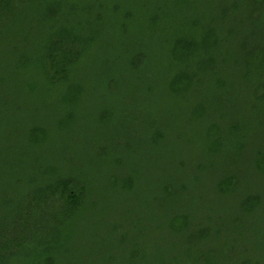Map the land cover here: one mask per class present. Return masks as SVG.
<instances>
[{
	"label": "trees",
	"instance_id": "obj_1",
	"mask_svg": "<svg viewBox=\"0 0 264 264\" xmlns=\"http://www.w3.org/2000/svg\"><path fill=\"white\" fill-rule=\"evenodd\" d=\"M212 2L215 9L196 0H0V51L7 37L12 42L0 56V106L26 143L19 148L16 132L0 140V264H21L24 247L42 238L48 228L33 218L43 207L50 208L51 251L69 243L81 224L89 170L79 166L87 160L108 177V191L121 195V208L140 187L147 191L151 226L193 243L183 263L264 264V228L255 229L264 226V30L255 26H264V0ZM252 3L244 20L251 30L235 31L232 16ZM162 36L166 46L157 44ZM231 42L240 48L247 94L235 113H208L195 88L212 72L215 92H225L218 62ZM40 98L50 99L49 126L29 116ZM88 115L99 118L97 139L89 137ZM48 127L55 152L45 160L34 154L49 141ZM154 153L166 164L144 186L143 166L148 172ZM123 221L103 225L117 237ZM208 222H216L212 230ZM245 237L253 246L238 248ZM118 244L130 249L123 235ZM128 253L131 261L141 257Z\"/></svg>",
	"mask_w": 264,
	"mask_h": 264
},
{
	"label": "rangeland",
	"instance_id": "obj_2",
	"mask_svg": "<svg viewBox=\"0 0 264 264\" xmlns=\"http://www.w3.org/2000/svg\"><path fill=\"white\" fill-rule=\"evenodd\" d=\"M212 1L213 0H196L197 4L198 2L203 4L201 6L204 9H215L217 2ZM255 7L256 4L252 3L249 9L245 7V10L247 11L245 14L241 15V11L239 10L240 12H237L232 16V26L235 31L237 30L238 32L241 31L246 33L245 30L247 32L251 30L252 27L248 26V21L246 22L244 20L247 19L249 14H251L249 10ZM209 24L210 23L208 22L206 26H209ZM255 26H257V30H264V26H262L260 21L258 22V25ZM107 37H109V40H112L111 36L108 35ZM164 38L165 37L163 36L160 37V39L157 40V44L160 46H166L167 44L165 43V45H163L164 42H162L165 40ZM6 40L7 42L5 43L4 49L0 51V56L6 55L10 50L8 47L12 45V42H10V37H7ZM108 43L111 44V42ZM248 43L250 45L252 42L250 41ZM229 44L231 46H227L225 48L228 50L227 54L223 56V60H221V62H218L221 64L225 92L222 95H218L219 93L215 92L211 84V76L213 74L212 72H208L207 76L205 74L202 75L195 88L199 93V102L204 106L208 113H235L236 107L240 106L239 99L244 94H247L245 85L243 84L245 81L244 76L246 71L244 69L243 59H241L242 55L240 48H237L238 43L231 42ZM253 48L256 47L253 46ZM14 55L16 56L17 54ZM14 55H12V57ZM2 64L3 63L0 61V66H2ZM151 72L156 79L150 80V84L154 85L157 80V72ZM95 90L97 91L96 93H98L99 85L95 86ZM49 98H47V100L42 104V98L37 100L41 105L37 110L32 108L30 109L31 112L29 113V116L31 120H35L36 118L38 119L39 117L47 126L50 125V115H53V112L50 110ZM19 101H21V99ZM85 104L93 107V103L86 102ZM26 105L27 104L24 106ZM162 107H166L165 102H162ZM183 108V106L180 107V112ZM160 111L163 110L160 108ZM184 111L185 109L183 110V113ZM10 112L11 114H15L13 111ZM84 117H87L84 118L85 122L89 125L92 124L90 127L94 129L93 134L89 137L92 139H97L99 131L97 130L98 127H96L95 123L99 121L98 116L88 115ZM15 120L16 118L14 116L7 113L6 108L3 109L0 106V140L4 141L6 140V136H9V133L12 134L16 132L19 148L23 149L24 145H26L25 141L21 138L20 133L15 129L12 130L14 127L10 126V122ZM48 128L49 141L40 149L36 150V153L34 154H38L37 156H40L45 160L50 159V152H55L54 149H50L52 146H50V127ZM111 135L112 133L109 132L106 137H110ZM247 141L248 144L249 142L251 143V140L248 139ZM27 156L28 154L25 155L24 158ZM27 159L28 161H31V158L27 157ZM226 159L227 158L225 155H221V159L219 161L224 163ZM97 164L98 163L96 162L88 163L87 160L86 163L79 166L81 171L89 170V174L87 175V181L84 184L86 189V196L82 198L84 208L80 212V218L78 219L81 224L77 222L79 225H76V231L72 235L73 238L69 241V243L67 241L61 248L53 249L51 251L52 248H50L49 243L50 219L48 217L50 208L46 209V207H43L41 209L42 212H40V215H36L33 220L36 224L35 226L48 228V230L42 233V238H38V240H32L24 247V256H21V264H46L48 261L50 262L48 257L54 260V264H185L183 263V259L186 258L185 251L190 253L194 251L195 248L193 247V243L187 239H183L182 241L173 239L172 237L165 234V231L162 230V227L159 224H157L156 228L151 226L152 220H150V217L146 220V213L148 211L144 208V200H146L145 198L147 197V191L141 189V187L139 188V196L136 197L132 194L130 195V197L134 198L135 201L132 202L129 200V208H121V206L117 204L121 200V195L108 191V187L105 185L108 183V177L104 176V174L98 175L100 168L96 166ZM165 164L166 162L163 159L161 160L160 156L154 153V155H152L150 160L147 162L148 172L146 171V165L143 166V172L146 178L142 181V184L146 186L149 184L148 182L155 180L157 178V173L155 174V172L165 167ZM62 167L63 164L60 165V169H62ZM27 170L29 172V170L31 171L32 169L29 168ZM147 173H149V176ZM25 175L29 174L23 173V176ZM6 177L7 176H4V178ZM121 177L122 175H119L115 179L119 182ZM3 186L4 185L1 183L0 187ZM123 194L126 198H129L127 193ZM91 201L99 203L95 208H91ZM103 205L108 206V208ZM201 208H203V206H201ZM52 210L54 209L52 208ZM101 210H107L106 214L100 213ZM193 210V214L197 213V215H203L201 209L198 210V212L195 208H193ZM102 217H105V219L102 220ZM213 217L215 218V214H213ZM126 219L131 220L132 224L129 225V222L126 221ZM118 220H124L122 222L123 225L120 227L119 232L117 233L118 236H110V232L107 228H104L103 222L112 224L114 221ZM208 224V229L212 230V227H215L216 222H208ZM262 228H264V226L259 225L256 226L255 229L262 230ZM122 235L130 244L129 250L132 249L133 251L134 249H137L141 254V257L138 260L131 261L128 253L129 250H124L123 247L118 244L119 236ZM250 239V237L241 239L238 248L241 249V247L245 248L249 247L248 245L250 244L252 245V240ZM217 243L220 245V243L223 242L217 241ZM211 248H217V244L213 245ZM243 252L244 250H242L240 253H236L237 257H243ZM238 261L239 264H241V260ZM238 261L234 258L232 262H229L231 264H238Z\"/></svg>",
	"mask_w": 264,
	"mask_h": 264
}]
</instances>
